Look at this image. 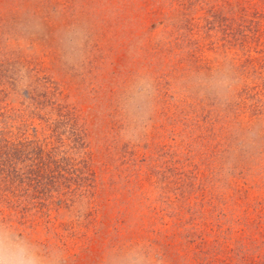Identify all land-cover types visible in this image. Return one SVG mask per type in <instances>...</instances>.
<instances>
[{
  "label": "rangeland",
  "instance_id": "rangeland-1",
  "mask_svg": "<svg viewBox=\"0 0 264 264\" xmlns=\"http://www.w3.org/2000/svg\"><path fill=\"white\" fill-rule=\"evenodd\" d=\"M237 3L0 0V235L35 264H264V15Z\"/></svg>",
  "mask_w": 264,
  "mask_h": 264
},
{
  "label": "clouds",
  "instance_id": "clouds-1",
  "mask_svg": "<svg viewBox=\"0 0 264 264\" xmlns=\"http://www.w3.org/2000/svg\"><path fill=\"white\" fill-rule=\"evenodd\" d=\"M26 256L24 249L9 240L7 236L0 235V264H35Z\"/></svg>",
  "mask_w": 264,
  "mask_h": 264
},
{
  "label": "trees",
  "instance_id": "trees-1",
  "mask_svg": "<svg viewBox=\"0 0 264 264\" xmlns=\"http://www.w3.org/2000/svg\"><path fill=\"white\" fill-rule=\"evenodd\" d=\"M246 4H247V7L246 8H241L242 6H240L238 3L236 4V7H237V9H238V12H239V14H241V15H246V12L247 11H251L252 10V12L250 13V17H251V19H253V20H257V19H259L261 16H263L264 15V10H261V9H259V10H255L254 9V7H255V4H253L252 6H249L248 5V1L246 0ZM257 18V19H256ZM249 31H250V29H248V33H249ZM239 33H241L242 34V32H239ZM253 35V34H252ZM251 35V36H252Z\"/></svg>",
  "mask_w": 264,
  "mask_h": 264
}]
</instances>
